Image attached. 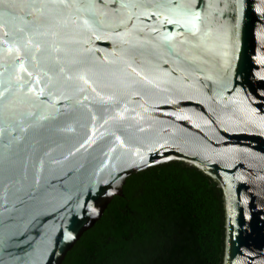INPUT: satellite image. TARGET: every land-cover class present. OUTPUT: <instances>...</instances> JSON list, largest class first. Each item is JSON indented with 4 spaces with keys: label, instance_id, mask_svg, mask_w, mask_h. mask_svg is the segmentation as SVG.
Instances as JSON below:
<instances>
[{
    "label": "water",
    "instance_id": "95a60500",
    "mask_svg": "<svg viewBox=\"0 0 264 264\" xmlns=\"http://www.w3.org/2000/svg\"><path fill=\"white\" fill-rule=\"evenodd\" d=\"M172 162L223 191L224 264H264V0H0V264H63Z\"/></svg>",
    "mask_w": 264,
    "mask_h": 264
},
{
    "label": "trees",
    "instance_id": "16d2710c",
    "mask_svg": "<svg viewBox=\"0 0 264 264\" xmlns=\"http://www.w3.org/2000/svg\"><path fill=\"white\" fill-rule=\"evenodd\" d=\"M124 194L63 264H224V195L210 177L172 162L129 177Z\"/></svg>",
    "mask_w": 264,
    "mask_h": 264
}]
</instances>
